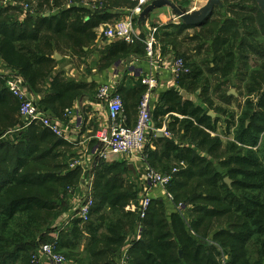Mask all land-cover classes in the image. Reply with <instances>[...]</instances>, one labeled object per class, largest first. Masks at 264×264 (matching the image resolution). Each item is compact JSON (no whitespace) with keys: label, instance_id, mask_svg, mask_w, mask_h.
Masks as SVG:
<instances>
[{"label":"trees","instance_id":"obj_1","mask_svg":"<svg viewBox=\"0 0 264 264\" xmlns=\"http://www.w3.org/2000/svg\"><path fill=\"white\" fill-rule=\"evenodd\" d=\"M10 1L18 4L25 0ZM29 1L39 17L18 11L16 5L0 10V58L23 79L28 91L41 92V87L49 83V96L55 98L52 102L70 108L81 88L62 81L55 54L81 57L96 39L95 30L115 17L93 20L91 10L72 6L71 0ZM250 2L254 8L246 11L257 18H243L242 26L231 20L227 26H218L215 19H210L198 27L205 35L191 39H209L208 52L223 80L237 71L239 57L248 60L250 53L259 58L256 66L244 72L247 97L253 99L245 103L238 120L236 115L228 119V134L234 129V142L224 148L223 141L214 136L219 119L181 96L180 91L188 95L204 88V104L214 106L208 101L209 82L204 70L185 52L176 50L175 55L191 73L179 76V88L160 94L154 105L151 125L157 129L166 125L181 142L193 145L188 147L166 137L154 139L160 159H168L177 170L168 192L175 206L183 204L186 210L180 213L167 199H152L146 218L140 221L138 210H125L141 193L140 189L128 188L124 177L127 168L99 164L90 220L83 223L75 219L67 225L71 226L67 232L59 229V253L77 251L76 264H118L117 257L125 249H129L130 264H264V16L255 1ZM232 8L221 10L222 15H238ZM12 11L20 17L12 18ZM95 13L97 16L99 11ZM176 29V33H157L154 40L163 49L175 47V41L189 27L180 25ZM142 51L145 48L141 44L114 41L102 60L114 63L123 56L145 54ZM9 79L0 77V112L7 120L5 127L11 130L0 136V264H36L33 257L55 232L57 221L78 207L76 203L82 198L76 196V187L84 181L80 178L82 168H71L67 161L73 158L66 151L71 147L69 142L38 124L22 129L25 122L19 114L20 102L6 87ZM137 80L132 89L117 92L124 101L129 127L137 122L145 93L141 79ZM166 119L170 120L167 124ZM153 153L147 159L152 168L150 160L160 163ZM221 153L226 154L220 163L232 187L210 161L219 160ZM140 223L143 233L137 241L133 237ZM86 236L89 241L79 253ZM53 241L54 236L49 242Z\"/></svg>","mask_w":264,"mask_h":264},{"label":"crops","instance_id":"obj_2","mask_svg":"<svg viewBox=\"0 0 264 264\" xmlns=\"http://www.w3.org/2000/svg\"><path fill=\"white\" fill-rule=\"evenodd\" d=\"M76 6L85 7L91 10V12L93 13V20L105 18L106 15L115 18H112L111 23L102 24L95 30L96 39L91 42L88 48L85 49L84 54L81 57L74 56L70 53H57L61 57V59L59 61L56 60V70L58 75L60 74V76L62 77V81L66 83H74L75 85H79V87L81 88L78 96L76 97L70 108L64 109L62 107H59L58 104L52 102L55 101V98L54 96H49V94L52 93L49 83L41 87V92L31 93L27 90L23 79H21L17 75V73L12 72L5 65L4 68L8 70L7 73L9 74L10 79L20 78L22 80L23 87L26 90V93L31 98H33L40 111L47 113L52 118L61 123L63 129L66 131V134L69 137L68 141H66L71 144L70 149L73 151L71 152L73 158L76 154H78V158H80V167L82 168L83 172H85V174H89V176H91L94 185L95 172L97 170V168L95 167V160L97 157L96 148L98 147V142L95 140V137L98 131H101L103 129L111 130L112 127L111 120L108 116L107 104L98 99L99 90L103 86H109L116 93H119V91L121 93L126 92L136 85L138 77L135 76V72L136 70H139L142 71L144 75L155 76L158 80V89L155 94L154 100L155 105L160 94L168 92L172 89L179 88L177 81L178 78L175 76V73L173 71V65L175 63V60L177 59V56L170 46L163 49V46L159 44L158 41H155V46L157 48L153 57H149L146 53H142L141 55L123 56L124 58H121L114 63L112 61L103 62V56L106 54L112 42H114V40H106L102 37L103 30L108 26L114 24L116 21L124 19L130 12H132L136 8L137 5L134 8L126 7L114 11L101 10L94 7L89 8L88 6L83 4H76ZM96 11H99V14L97 16L95 13ZM167 15L169 14L165 13L160 21L163 22L167 20ZM170 18L172 19L171 16ZM85 19L88 21L89 17ZM180 92L182 93L184 91ZM67 111H69V113H67ZM166 121V124L170 122L169 119H166ZM128 122L129 119L127 118V125ZM164 129L167 130L166 125L162 129H157L155 125H151V129L149 131L154 134V138L148 145V150H157V146L154 144V139L156 137L169 138L165 135ZM109 164H120L123 168H127V171L124 175L126 180L128 179V176L131 175V177L134 178V181H139V189L141 190L139 199L137 200V202H131V204H129L125 209L127 212H136L141 201V194L143 193V191H145L146 187V184L144 182V174L146 171L145 164L141 160H136L131 156H122L116 158ZM130 166L133 167V170L130 169ZM86 186L88 193L89 186L88 184H86ZM81 195L78 197H81V200L83 201L87 194H84L83 196ZM151 197L154 200L161 199L165 200L166 202L165 193L159 187L153 188V190L151 191ZM77 204L79 205V203ZM71 216H69V218H71ZM136 232L134 237L136 236ZM88 238L90 237L88 236ZM84 245H86V243L83 244L81 250L84 249ZM120 255L117 257V261ZM40 263L48 264V261L46 258L41 256Z\"/></svg>","mask_w":264,"mask_h":264},{"label":"built area","instance_id":"obj_3","mask_svg":"<svg viewBox=\"0 0 264 264\" xmlns=\"http://www.w3.org/2000/svg\"><path fill=\"white\" fill-rule=\"evenodd\" d=\"M129 1L136 3V8L124 19L116 21L114 24L104 29L102 37L106 40L125 42L128 45L141 44L144 46L147 56L153 57L155 45L154 32H152L153 35L151 39L147 36L143 37L142 32L136 25L137 17L151 0ZM173 71L177 78L191 73V69L179 58L175 60ZM135 76L141 79L145 87V93L138 108L137 122L133 127L127 125V115L121 95L113 91L109 86H103L98 92V99L107 104L108 116L111 120L112 127L111 130L103 129L96 134L95 140L98 142V147L96 148L97 157L95 160V167L97 168L99 164L102 163L109 164L114 159L122 156H131L136 160H141L145 164L146 171L144 174V182L146 187L145 191L141 194V201L138 208L139 220L142 221L146 218L151 207V191L155 187H159L164 191L167 201L173 205L176 211L183 213V211L186 210V206L183 204L175 206L174 198L172 194L168 192L167 187L172 181V175L163 176L148 165L144 150L146 136L151 129L152 112L155 94L158 89V80L155 76L144 75L143 72L139 70H136ZM6 87L11 96L20 102L19 114L25 122L22 129L38 124L56 137L68 141L69 137L61 123L47 113L40 111L33 98L26 93L20 78L9 79L6 82ZM67 113H69V111H67ZM164 133L166 136H170L165 129ZM176 172L177 170L174 169L173 173ZM94 203L93 187L90 185L85 199L79 204L80 206H78L77 212L72 214L65 226L75 219H80L83 223L88 222ZM64 227L62 230H64ZM142 233L143 228L140 223L137 227L134 239L137 241L140 240L142 238ZM59 238L60 234L58 230L54 235V241L43 244L39 248L38 254L33 257V261L36 264H41L40 257L42 256L47 259L48 264H66L65 256L57 251ZM117 263L130 264L129 250L125 249L121 253Z\"/></svg>","mask_w":264,"mask_h":264},{"label":"rangeland","instance_id":"obj_4","mask_svg":"<svg viewBox=\"0 0 264 264\" xmlns=\"http://www.w3.org/2000/svg\"><path fill=\"white\" fill-rule=\"evenodd\" d=\"M153 1V0H151ZM171 2H173L174 4L178 5V6H183L186 8H189L191 10H199L201 8H203L206 3L207 0H170ZM224 4H226L225 8H227V10H233L232 7H234V12L238 13V15L235 16L234 13H227L224 16L222 15L223 12L219 9L215 10V14L214 16L211 18L215 19L216 22L218 23V26H227L228 25V20H231L232 22H235L236 24H240L241 26L243 24H241L242 19L243 18H248V17H254L257 18V15L254 14L253 16L251 15V13H247V9H252L254 8V5L250 2V0H223ZM16 3H13L10 0H0V10L2 8H6L8 6H13ZM20 6H19V5ZM16 4V8L18 9V11H21L25 14H32L33 16L39 17L40 14L34 13L33 12V2H30L29 0H25L21 3ZM70 5L74 6L76 4H83L88 6L89 8H97V9H101V10H110V11H114V10H119V9H123L126 7L129 8H134L136 6V4L134 3H130L127 0H71V2L69 3ZM65 5H63L64 7ZM66 7V6H65ZM243 10H242V9ZM56 13V12H55ZM54 13V14H55ZM166 12L164 10H157L155 12L152 13L151 18H150V29L152 32H154V37L156 38L157 33H161V32H171V33H176L178 30L176 29L177 26H180L179 24L176 23V20L171 19L169 15H167V20L165 21H160L162 16H164ZM11 17H16L19 18V13L18 12H11L10 13ZM165 24V25H163ZM247 24V23H245ZM217 25V24H216ZM247 29V28H246ZM203 35H205L204 31L198 29V27L196 28H189L187 30L184 31V34L175 41L174 46H172V49L174 52H177L176 50H179L181 52H185L188 54L189 58H191L192 62H196L199 66L202 67V69L204 70V77L205 80L207 82H209V103H212L214 106L211 108V106L205 105L203 102V98L202 96H204V88H201L199 91H197V93L195 94H188L186 95V98L189 100H192L194 102L195 105L197 106H201L205 111H209V113H211L212 116H214L215 118L219 119V125H218V131L216 134H214V136H218L222 141H223V145L224 148H228L230 144H232L234 142V138L232 136V132H234V129H232L231 133L228 134V119L232 118V115H236V120H238V117H240L242 115V113L245 111V103L248 100H252L253 98H248L246 90H245V84H244V72L248 69V67H254L256 66V64L259 63V58L253 56L252 54L248 53V60H245L241 57H239L238 59V68L237 71L227 80H223L218 72V67L215 64V62L213 61V56L212 54H210L208 52V48H210V43L208 44L207 41L209 42V39H207L206 41L202 40L200 42H193L191 41L192 38H194L195 36H200L203 37ZM104 38V37H103ZM105 40V39H104ZM157 40V38L155 39ZM185 42V44H182V42ZM205 42L207 43V45H205V47H200L203 46L205 44ZM250 43H252L250 40L248 41ZM156 46L154 45V53L156 50ZM145 52V51H142ZM146 53V52H145ZM7 69L4 68V64L0 58V77H9V74L7 73ZM205 90V89H204ZM255 100V99H254ZM218 109V110H217ZM219 109H221L222 111L219 112ZM5 112H7L6 110H4ZM4 113L0 112V136L2 134H6L8 133V131L10 130L7 127V120L3 118ZM6 126V127H5ZM11 131V130H10ZM168 132V131H167ZM170 134V136H168L169 138H171V140H177V142L180 144H184L186 146H193L191 145V143L189 142H181L180 139H178V135L175 134V132H168ZM4 134V135H5ZM3 135V137H4ZM154 134L151 133V131H149V133H147L146 136V145H145V154L148 158V154L151 153L152 150H148V145L150 144L151 140L154 138L153 137ZM223 148V149H224ZM66 151L68 152L69 155H71V152H73L71 149H66ZM158 150H155L154 153L152 155L157 156L158 161L160 163H158L156 160L152 161L150 160L152 166L154 167V169L160 173L163 176H169L173 174V168H176L175 166H172L169 164L168 159H160V154L157 153ZM200 153H202L201 151H199ZM224 152V150L222 151ZM204 155V154H203ZM226 157V154H222L220 155L219 160L216 159H210L211 163L213 164V168L219 172V174H221L223 177L226 176V169H224L223 167H221V159H224ZM68 163L70 164L71 168L74 167H78L80 166L79 162H80V158H78V154L75 155L74 158H70L69 160H67ZM149 162V160H148ZM153 162V163H152ZM172 168V169H171ZM179 168H185V166H179ZM172 170V171H171ZM81 180L83 179L84 183L80 184L79 186L76 187V196H80L82 194V196L85 194H87V186L86 184H88V186H92L93 187V179L91 178V176H89V174H85V172H83L82 170V174H81ZM229 180L231 182V187L233 185V182L230 178H228L227 176L225 177V181ZM86 181V182H85ZM127 186L128 188H132V191L135 190H139V181H134V178L130 176H128L127 179ZM230 187V186H229ZM79 198V197H78ZM85 199V198H84ZM82 200H80L79 204L81 203ZM78 202V201H77ZM74 204V203H73ZM80 206V205H78ZM76 207H77V203H76ZM74 209V208H73ZM71 212L64 214L56 223L55 225V232L56 230L58 231L59 229L63 228L66 225V222L68 221L69 216H71V214L75 213L78 209V207L76 209H74ZM76 210V211H75ZM106 212H108V210H106ZM223 224V223H221ZM71 228V226H65L64 227V232H67L68 229ZM55 232H53V234H55ZM49 236L46 241L44 243H47L49 241H51L53 239L54 235ZM89 241V238L86 236L82 242L87 243ZM82 243V244H84ZM83 245H81L82 247ZM79 250V253L83 252V250ZM63 255L66 258V264H76L77 261V251L76 252H68V251H63ZM223 264H226V262L224 261Z\"/></svg>","mask_w":264,"mask_h":264},{"label":"water","instance_id":"obj_5","mask_svg":"<svg viewBox=\"0 0 264 264\" xmlns=\"http://www.w3.org/2000/svg\"><path fill=\"white\" fill-rule=\"evenodd\" d=\"M258 9L264 16V0H254ZM225 7L223 0H207L206 5L199 10H191L189 8L178 6L170 0H153L148 3L141 14L137 17V28L148 38H152V31L150 29V18L153 12L157 10H164L172 19L176 20L179 25H184L189 28H196L210 20L216 9L223 10ZM55 59L59 61L61 57L56 53ZM182 97L186 96V92L181 93ZM211 114V113H210ZM133 170V167L130 166ZM230 187L231 182L225 181Z\"/></svg>","mask_w":264,"mask_h":264},{"label":"flooded vegetation","instance_id":"obj_6","mask_svg":"<svg viewBox=\"0 0 264 264\" xmlns=\"http://www.w3.org/2000/svg\"><path fill=\"white\" fill-rule=\"evenodd\" d=\"M225 8V7H224ZM220 10V9H219ZM224 10V9H223Z\"/></svg>","mask_w":264,"mask_h":264}]
</instances>
